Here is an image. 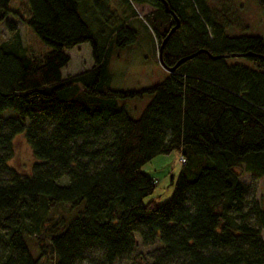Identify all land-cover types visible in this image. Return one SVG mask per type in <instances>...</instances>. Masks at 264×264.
<instances>
[{
  "label": "trees",
  "instance_id": "16d2710c",
  "mask_svg": "<svg viewBox=\"0 0 264 264\" xmlns=\"http://www.w3.org/2000/svg\"><path fill=\"white\" fill-rule=\"evenodd\" d=\"M194 1L198 11L192 0H27L21 11L0 0V111L20 114L0 116V264H88L94 248L115 264L154 242L148 264H264V192L248 199L240 174L264 176V38L227 34L234 19ZM12 13L49 48L30 52ZM134 17L157 57L177 18L162 66L188 57L152 85L112 88L107 51L134 41ZM86 44L91 63L69 72L70 50ZM142 92L133 117L123 102ZM20 133L26 173L9 163ZM173 150L184 160L171 194L144 201L155 178L142 165Z\"/></svg>",
  "mask_w": 264,
  "mask_h": 264
},
{
  "label": "rangeland",
  "instance_id": "374dc122",
  "mask_svg": "<svg viewBox=\"0 0 264 264\" xmlns=\"http://www.w3.org/2000/svg\"><path fill=\"white\" fill-rule=\"evenodd\" d=\"M192 3L195 10L198 11L199 4L194 0ZM203 3L210 9H216L223 19H229V16L234 19L235 24L229 25L225 29L227 34H253L264 38V6L258 0H203ZM9 5L11 8L23 11L27 8V0H10ZM135 5L140 15L151 8L146 3ZM84 9L85 6L81 2L78 10L83 18H85ZM22 14L25 15L26 12ZM7 18L16 21L20 40L30 52L38 54L49 48L24 21L19 20L17 13L9 14ZM4 23L6 22L0 23V41L10 35ZM132 24L136 28L134 41L124 45H118L114 42L107 51V82L112 88L139 90L162 80L166 74V69L160 64L157 57L156 45L153 44L141 19L134 17ZM70 54L69 72L78 71L91 63L90 50L87 44L72 48ZM226 60L249 66L253 65L245 56H229L226 57ZM150 97L151 94L147 92L136 93L127 97L123 106L131 116L136 117ZM0 116H12L20 119V114L12 108L2 109ZM24 120L27 121V118ZM32 161L33 156L23 133L16 135L13 141V154L9 163L19 172L26 173L30 171ZM180 164V154L177 150L157 154L145 162L142 169L155 178V187L153 192L145 196L143 200L146 201L150 198H155L158 202L165 200L173 190V182L178 174ZM240 174L242 180L250 185L247 193L248 199L260 198L264 192V176L257 177L251 172L243 170H240ZM63 180L64 178L61 179V181ZM260 202H264V199ZM261 231L264 236V227ZM156 244L157 242L147 245L138 243L135 249L120 257L115 264H148L151 260L149 250ZM100 253L98 248L90 250L88 252V264H103L100 260Z\"/></svg>",
  "mask_w": 264,
  "mask_h": 264
},
{
  "label": "water",
  "instance_id": "95a60500",
  "mask_svg": "<svg viewBox=\"0 0 264 264\" xmlns=\"http://www.w3.org/2000/svg\"><path fill=\"white\" fill-rule=\"evenodd\" d=\"M166 10H167V8H166ZM178 23H179V21H178V19L176 18V23L170 28V30L168 31L167 35L162 39V41H161V43H160V46H159V48H158V59H159V62H160L161 65H163V61H162V58H161V50H162V46H163L164 42L166 41L168 35L174 30V28L177 27ZM186 57H188V56H186ZM186 57H181V58L178 59V60L176 61V63H175L174 65H172V66H163V67H165V69L168 70V71H172V70L176 67V65H177L180 61H182L183 59H185Z\"/></svg>",
  "mask_w": 264,
  "mask_h": 264
},
{
  "label": "built area",
  "instance_id": "2783aa9c",
  "mask_svg": "<svg viewBox=\"0 0 264 264\" xmlns=\"http://www.w3.org/2000/svg\"><path fill=\"white\" fill-rule=\"evenodd\" d=\"M184 159H183V157L180 155V162H182Z\"/></svg>",
  "mask_w": 264,
  "mask_h": 264
},
{
  "label": "bare ground",
  "instance_id": "6f19581e",
  "mask_svg": "<svg viewBox=\"0 0 264 264\" xmlns=\"http://www.w3.org/2000/svg\"><path fill=\"white\" fill-rule=\"evenodd\" d=\"M169 9V8H168Z\"/></svg>",
  "mask_w": 264,
  "mask_h": 264
}]
</instances>
